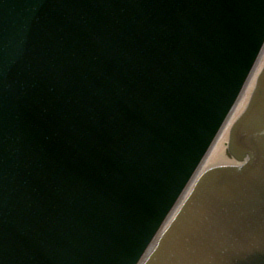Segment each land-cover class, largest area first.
I'll return each mask as SVG.
<instances>
[{"label":"water","instance_id":"obj_1","mask_svg":"<svg viewBox=\"0 0 264 264\" xmlns=\"http://www.w3.org/2000/svg\"><path fill=\"white\" fill-rule=\"evenodd\" d=\"M264 42V0H0V264H139ZM143 264H264V70Z\"/></svg>","mask_w":264,"mask_h":264},{"label":"bare ground","instance_id":"obj_2","mask_svg":"<svg viewBox=\"0 0 264 264\" xmlns=\"http://www.w3.org/2000/svg\"><path fill=\"white\" fill-rule=\"evenodd\" d=\"M258 58L259 59L257 60L256 64L254 65V67H253L254 69L252 70L251 75L248 77V80L243 87V92L238 98L239 100L236 102V104L232 108L233 110L231 111V114L227 118V121H226L225 125L223 126L222 130L220 131V133L216 136V140L211 145L210 150L207 152V155L205 156V158L203 159V162L199 166L198 171L194 174L189 185L186 187L185 192L181 195L178 203L174 206V208L171 210L169 216L166 218L165 223H164L163 227L161 228V232L171 222V218L175 215L179 206L182 204L184 199L188 196L191 187L193 186L198 175L201 172H203L205 169H207V167H210L212 165H217V164L227 165V164L235 163L234 159L231 158V156H229L228 150L226 149L227 143H228V139H227L228 133L230 130L229 128L232 125V123L235 121V118H237V116H239L244 111V109H245L244 107H246V105L250 99L249 98L250 94L254 90V86H255L256 81H257V78H256L257 74L260 72L261 65L264 63V46H263L261 54ZM161 232L159 234H161ZM156 238L153 240L152 244L146 250L147 252L145 253L144 258L141 260L142 262L152 252L151 250L156 244Z\"/></svg>","mask_w":264,"mask_h":264},{"label":"rangeland","instance_id":"obj_3","mask_svg":"<svg viewBox=\"0 0 264 264\" xmlns=\"http://www.w3.org/2000/svg\"><path fill=\"white\" fill-rule=\"evenodd\" d=\"M262 66H263V64L261 65V69H262ZM258 75V74H257ZM212 150V149H211ZM211 152V151H210Z\"/></svg>","mask_w":264,"mask_h":264}]
</instances>
